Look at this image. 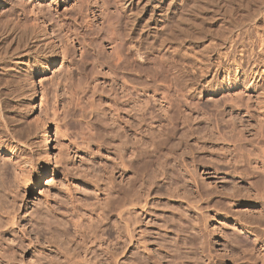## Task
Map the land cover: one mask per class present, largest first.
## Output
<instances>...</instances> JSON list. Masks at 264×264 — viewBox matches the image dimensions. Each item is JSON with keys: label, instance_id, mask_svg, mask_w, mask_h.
Wrapping results in <instances>:
<instances>
[{"label": "rangeland", "instance_id": "1", "mask_svg": "<svg viewBox=\"0 0 264 264\" xmlns=\"http://www.w3.org/2000/svg\"><path fill=\"white\" fill-rule=\"evenodd\" d=\"M121 1L1 0L0 128L34 176L22 187L9 163L19 196L0 264H264V0ZM150 1L172 5L154 28ZM125 95L141 122L124 133ZM138 185L130 239L114 208ZM77 215L110 252H83Z\"/></svg>", "mask_w": 264, "mask_h": 264}, {"label": "bare ground", "instance_id": "2", "mask_svg": "<svg viewBox=\"0 0 264 264\" xmlns=\"http://www.w3.org/2000/svg\"><path fill=\"white\" fill-rule=\"evenodd\" d=\"M131 1L132 0H122L121 2H118V4H117V6H118V9H119V11H121V12H124V10H125V8H127L130 4H131ZM149 1V0H148ZM175 1V0H174ZM172 2V1H171ZM174 3V2H173ZM2 3H1V0H0V5H1ZM146 4V5H145ZM162 3L159 1V2H148V3H144V12L148 15V17H147V19H146V22L144 21V23L146 24H144L145 25V27L147 26V25H149V24H153V28L156 26V24H155V22L157 23H160V22H163L164 20H165V18L168 16V14H169V12L171 11L170 9V6L172 7V5H170V3H169V5L166 7V8H164L162 5H161ZM172 4V3H171ZM143 9V8H142ZM142 11V10H141ZM172 14H174V13H172ZM186 14V13H185ZM180 15V14H179ZM169 18V17H168ZM167 19V18H166ZM183 20V19H182ZM185 23V22H184ZM163 24V23H162ZM11 26H12V24H11ZM7 27V26H6ZM178 27V26H177ZM2 28V27H1ZM13 28V27H12ZM152 28V27H151ZM14 29V28H13ZM182 29V28H181ZM12 30V29H11ZM28 30H30V29H28ZM17 31V30H16ZM39 32V31H38ZM180 32V31H179ZM15 33V32H14ZM17 34V33H16ZM43 37V36H42ZM26 39V38H25ZM50 40V39H49ZM18 41V40H17ZM51 41V40H50ZM49 41V42H50ZM162 42L161 43H165V42H167L166 41V39H163V40H161ZM46 42V41H45ZM49 42H47V44H49ZM52 42V41H51ZM9 44V43H8ZM53 44V43H52ZM163 44H160L161 46L160 47H162L163 46ZM166 44V43H165ZM51 45V44H50ZM168 45V44H167ZM35 46V45H34ZM47 46V45H46ZM53 46V47H52ZM52 46H50V48L52 47V48H54V45H52ZM165 46V45H164ZM47 47H49V46H47ZM56 47H60V46H58V45H56ZM168 47V46H167ZM51 48V49H52ZM61 48L63 49L64 47L63 46H61ZM164 48V47H163ZM51 49H49V50H51ZM60 49V48H59ZM19 50V49H18ZM55 50V49H54ZM136 50V49H135ZM46 51V50H45ZM59 51V50H58ZM61 52L63 51V54L60 52V54L61 55H64V49L63 50H60ZM3 52V51H2ZM48 52V51H47ZM52 52V51H51ZM44 53V52H43ZM46 53V52H45ZM26 54V53H25ZM54 54V56H56L57 54H59V52H57L56 51V53H55V51L52 53V55ZM3 55V54H2ZM47 55H50V53L48 54H44V56H47ZM60 55V56H61ZM143 54L141 53L140 55H137V60H140L141 59V57L140 56H142ZM227 55V54H226ZM252 55V54H251ZM52 57V56H51ZM64 58V56H61V58ZM223 58H225V54H224V56H222ZM143 59V58H142ZM46 61V65L44 66V67H46V69L49 67V65H51L52 64V61L53 60H49V59H47V60H45ZM55 61V60H54ZM138 62H140V61H138ZM216 62H219V61H216ZM232 62H234V61H232ZM237 62V61H236ZM235 63V62H234ZM240 63V62H239ZM242 70V69H241ZM27 72V71H26ZM11 77V76H10ZM25 77V76H24ZM6 79V78H5ZM10 80V79H9ZM14 80V79H13ZM30 80V79H29ZM6 83V82H5ZM30 84L32 85V83L30 82ZM9 85V84H8ZM14 85V84H13ZM123 85L124 86H126V82L125 81H123ZM127 87V86H126ZM137 88H139L138 87V85L137 86H135L134 87V89L135 90H137ZM15 89V88H14ZM34 90V89H33ZM123 101H124V103H123V108H127L126 109V112H124L123 111V118L121 119V121H119V120H113V122H112V124H113V127H116V128H118L119 130H117V131H123L124 133L127 131V130H129V129H133L134 130V126H135V124L137 123L138 125H139V123L141 122V110H140V107H139V100L137 99V105H128V97L126 98V95L124 96V99H123ZM123 110H125V109H123ZM1 114V113H0ZM3 116V115H2ZM3 118V117H2ZM5 120V119H4ZM1 121H3V120H1ZM0 121V122H1ZM6 122V121H5ZM2 123V122H1ZM2 125V124H1ZM44 125H46V128H47V123H45ZM43 125V126H44ZM3 126V125H2ZM5 126V125H4ZM3 128H5V127H3ZM3 128H0V152L4 155V156H0V240H1V238H2V235H5V234H8V233H10V232H12L14 229L12 228V227H10L11 225H13L14 224V222H13V220H15L16 219V216L17 215H15V213H17L16 211H17V200H18V193H17V191H15L14 190V184H12V182H13V179H14V177L15 176H12L13 177V179H12V181H11V175H14L13 173L12 174H10V172H11V170L10 169H12L13 170V167L15 166V169H16V177H18V178H16V179H14V181L16 180V181H18V183L20 184V183H22L23 185H22V187L24 186V188H25V185H26V183L30 180V179H32L33 178V168L31 167V165H30V161L28 160V159H25V158H23V156H22V158H21V156H19L18 155V153H16V151H15V148H13L7 141H6V139L8 138H6L5 139V137H4V134L6 133H4L3 134V132L4 131H1V129L3 130ZM7 128V127H6ZM44 128V127H43ZM55 128L57 129V126H55ZM115 128V129H116ZM44 131L42 132V135H41V140L43 141V142H45L44 143V151H43V153L41 152V154H42V159L43 160H45V161H48L49 160V156H48V152H47V150H48V148H49V138L47 137L48 136V133H47V129H43ZM58 130V129H57ZM12 131V130H11ZM128 132V131H127ZM13 133V132H12ZM124 133H121V134H124ZM134 135H136V132L134 131ZM58 134V133H57ZM114 134H115V136L116 135H119V133L118 134H116L115 133V131H114ZM113 134V135H114ZM122 136V138L121 139H125V137H127L128 135H120V137ZM124 136V137H123ZM118 139L117 140H119V137H117ZM128 138V137H127ZM126 138V139H127ZM120 139V140H121ZM129 139H130V137H129ZM8 140V139H7ZM136 141V140H135ZM129 143V141H126V140H121V143H122V148L123 149H126L127 148V146H128V143ZM18 143V142H17ZM41 143V142H40ZM132 143H135V142H132ZM42 148V147H41ZM16 149H18V148H16ZM120 150V149H119ZM131 150V149H130ZM123 151V150H122ZM129 151V150H128ZM131 151H129V153H130ZM133 152V151H132ZM121 153H123V152H121ZM20 154V153H19ZM131 154V153H130ZM122 156H123V154H122ZM122 158V157H121ZM9 163H13L14 164V166H11L12 168H10L9 169V167H10V164ZM32 164V163H31ZM126 166V165H125ZM45 173V172H44ZM141 176V175H140ZM139 175H138V178L140 177ZM147 177V176H146ZM20 178V179H19ZM137 178V180L139 181V179ZM15 181V182H16ZM142 181V180H141ZM141 181H139V182H141ZM49 182H52V179L51 180H47L46 181V183H45V185L46 184H48ZM18 183H17V185H15V187H16V189L19 187L18 186ZM143 183V182H142ZM141 183V184H142ZM25 184V185H24ZM140 184V183H139ZM44 185V186H45ZM18 186V187H17ZM139 186V185H138ZM141 186L142 185H140L139 187H137L136 188V190L134 191H132V193L128 196V197H126V200L124 199V203L125 204H123L124 205V207H122L121 209H117L116 207L114 208V209H116L117 211L119 210V212H117L118 213V219H120L121 220V223L122 222H124V223H122V224H125V225H122L123 226V228H126V233H127V235H129V236H127L126 234H125V232H124V230H122L123 231V233L121 234V235H126L127 237H131L130 239H132V234L131 233H133V231H135L134 229H135V225H137L136 227H137V229H141V228H138V224L140 223V221H141V219H140V217H141V215H142V203H144V202H142V196H141ZM141 190H140V189ZM147 190V189H146ZM143 191V190H142ZM145 191V190H144ZM15 193H17V194H15ZM15 195H18L17 197L15 196ZM144 197V196H143ZM146 197V196H145ZM145 197H144V199H145ZM16 198H17V200H16ZM148 198V197H147ZM123 202V201H122ZM121 203V202H120ZM120 203H118L119 204V206L121 207V204ZM117 205V204H116ZM145 205V204H144ZM119 206H118V208H119ZM202 208V207H201ZM35 209V208H34ZM72 209V208H71ZM74 209V208H73ZM33 210V209H32ZM40 210V209H39ZM38 210V211H39ZM101 210V209H100ZM47 211V210H46ZM71 211V210H70ZM72 211H74V210H72ZM76 211V210H75ZM115 211V210H114ZM114 211H113V213H114ZM45 212V211H44ZM97 212H99V211H97ZM101 212H102V210H101ZM100 212V213H101ZM110 212V211H109ZM145 212V211H144ZM34 213L35 212H33V213H31V215L33 214V216H31L32 217V219H34ZM47 213H48V211H47ZM74 213V212H73ZM94 213V212H93ZM40 214V213H39ZM51 214V213H50ZM78 214V213H77ZM97 214H99V213H97ZM97 214H96V216H97ZM108 214H110V213H108ZM144 214V213H143ZM41 215V214H40ZM100 215V214H99ZM105 215V214H104ZM115 216H116V214H114ZM113 215V216H114ZM37 216V215H36ZM42 216V215H41ZM50 216V215H49ZM52 216V215H51ZM101 216H102V218L100 219L101 221L100 222H102V219H103V215L101 214ZM100 216V217H101ZM19 217V216H18ZM47 217V216H46ZM77 217V219L76 220H68L69 222L68 223H70V225L74 228V233H76V235L78 236V240H79V242L81 241V243H82V247H81V245H77V244H80V243H77V244H73V245H76V246H74V248H73V246H72V248H73V251L72 252H79V250H80V247H81V249L83 250V252H110V250H108V247H106V249L105 248H101L100 247V245L99 246H97V244H98V238H100V237H98L99 235V233L97 234V232H98V230L97 229H95V227H94V224L96 223V222H93V221H91V218L90 217H88V215L86 216V217H88V220H87V227H85V228H83V226L81 225V223H80V216L79 215H77L76 216ZM75 217V218H76ZM143 217V216H142ZM141 217V218H142ZM39 218V217H38ZM43 218H45V216H43ZM58 218V217H57ZM90 218V219H89ZM180 218H181V216H180ZM28 219V218H27ZM31 219V220H32ZM48 219V218H47ZM93 219V218H92ZM94 219H97V217L95 218L94 217ZM93 219V220H94ZM99 219H97L98 221V223L97 224H99L100 222H99ZM117 219V218H116ZM9 220H11V221H9ZM17 220H18V218H17ZM29 220V219H28ZM49 220V219H48ZM48 220H45V222H47ZM56 220V219H55ZM44 221V220H43ZM52 221V220H51ZM57 221V220H56ZM62 221V220H61ZM60 220H58L57 222H55L54 224L55 225H57V230H59V228H61L62 229V226H58L60 223L59 222H61ZM116 221V220H115ZM184 221V220H183ZM10 224V226L9 227H7V228H5L7 225H8V223ZM33 222H35V220H33ZM119 222V221H118ZM25 223V222H24ZM43 223V222H42ZM41 223V224H42ZM49 223H51L50 221H49ZM48 223V224H49ZM57 223V224H56ZM59 223V224H58ZM67 223V222H66ZM7 224V225H6ZM16 224V223H15ZM34 224V223H33ZM32 224V225H33ZM51 224H53V222L51 223ZM65 224V223H64ZM119 224V223H118ZM182 224H184V223H182ZM191 224V223H190ZM4 225H6L5 227H4ZM38 225H39V223H38ZM36 223H35V225L32 227V230H31V228H30V233H33V234H39L40 235V229H39V226H38ZM60 225H63V222H61V224ZM66 225V224H65ZM96 225V224H95ZM64 226V225H63ZM80 226H82V227H80ZM116 227H117V225H115ZM184 226V225H183ZM193 226H195V225H193ZM3 227L5 228V229H3ZM49 227V226H48ZM53 227V226H52ZM65 227V226H64ZM115 227V228H116ZM121 227V226H120ZM118 228V229H121V228ZM12 228V229H11ZM43 228V227H42ZM98 228V227H97ZM102 228V227H101ZM122 228V229H123ZM22 229V228H21ZM54 229V228H53ZM99 229H100V227H99ZM187 229V228H186ZM73 230V229H72ZM83 230V231H82ZM184 230V229H183ZM22 231H23V229H22ZM25 231V230H24ZM23 231V232H24ZM44 231V230H43ZM63 231H65L64 229H63ZM100 231V230H99ZM121 231V230H120ZM202 231V230H201ZM19 232H21V231H19ZM57 232V231H56ZM60 233H61V231H59ZM66 232V231H65ZM72 232V231H71ZM136 232V231H135ZM134 232V233H135ZM141 232V231H140ZM14 234H15V232H13ZM73 233V234H74ZM133 233V234H134ZM202 233V232H201ZM62 234H64V233H61L59 236H62ZM120 234V233H119ZM9 235V234H8ZM17 235V234H16ZM24 235L26 236L27 235V233H24ZM23 235V236H24ZM36 235V236H37ZM123 235V236H124ZM137 235V234H136ZM38 237V236H37ZM70 237V236H69ZM136 237V236H135ZM203 237V236H202ZM77 238V237H76ZM121 238H123V237H121ZM128 238V239H129ZM154 238V237H153ZM17 239V238H16ZM29 239V238H28ZM204 239V238H203ZM73 240V239H72ZM233 240V239H232ZM3 241V240H2ZM77 241V240H76ZM73 242H75V241H73ZM100 242V241H99ZM3 243H4V241H3ZM123 243V242H122ZM140 243V242H139ZM23 244V243H22ZM30 244H31V242H30ZM120 244H121V242H120ZM6 245V244H5ZM18 245V244H17ZM34 245V244H33ZM118 245V244H117ZM144 245V244H143ZM1 247V246H0ZM4 247V246H3ZM19 247V246H18ZM2 250V249H1ZM4 250V249H3ZM115 250H119V252H121V251H123L124 250V245H122V246H117V248L115 249ZM5 251V250H4ZM10 252V251H9ZM80 252H81V250H80Z\"/></svg>", "mask_w": 264, "mask_h": 264}]
</instances>
